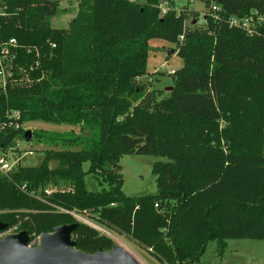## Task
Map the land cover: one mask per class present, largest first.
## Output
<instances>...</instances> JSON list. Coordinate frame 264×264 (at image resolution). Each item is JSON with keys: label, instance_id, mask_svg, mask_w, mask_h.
Wrapping results in <instances>:
<instances>
[{"label": "trees", "instance_id": "16d2710c", "mask_svg": "<svg viewBox=\"0 0 264 264\" xmlns=\"http://www.w3.org/2000/svg\"><path fill=\"white\" fill-rule=\"evenodd\" d=\"M203 3L206 13L220 8L217 18L207 15L203 27H192L186 22L198 19L189 6L162 14L159 0H79L64 30L50 25L57 1L0 2V43L19 46L13 77L0 88V154L24 139V123L95 133L86 148L45 152L38 166L19 165L0 177L6 229L27 231L32 242L77 224V250L111 251V238L73 217L91 213L162 264H195L212 241L220 256L227 240L264 241V22L252 36L228 23L264 16V0ZM151 39L177 44L183 60L161 101L138 84L148 74ZM129 155L167 159L152 169L157 195L123 194L122 178L107 166ZM87 174L102 175L109 187L87 190Z\"/></svg>", "mask_w": 264, "mask_h": 264}, {"label": "rangeland", "instance_id": "374dc122", "mask_svg": "<svg viewBox=\"0 0 264 264\" xmlns=\"http://www.w3.org/2000/svg\"><path fill=\"white\" fill-rule=\"evenodd\" d=\"M2 0H0L1 2ZM59 3L58 12L55 17L50 20V25L54 29L67 30L69 23L75 18L78 12L79 0H51ZM139 2L145 0H136ZM172 2V7L180 10L184 6L197 13L198 20L186 22L187 26L203 27L200 22L206 11L203 0H159V6L167 8V3ZM196 22L192 25V22ZM148 74L138 79V84L144 85L152 97L156 101H161L170 97V91L166 88H174L176 76L171 72L180 70L183 67V60L177 56L178 45L167 42L162 39H151L147 43ZM26 84L31 82L29 74L18 72ZM6 76H8L6 74ZM22 128L25 132H31V141L26 142L18 140L20 151L15 156L20 158L19 165L25 167L38 166L44 159V153L48 151L60 150H80L86 148L89 141L95 139V133L92 130L81 126L55 125L41 121L24 123ZM39 139V140H38ZM71 144H69V141ZM74 140V141H73ZM166 158L129 155L123 156L118 166H107L115 175L120 176L123 180L122 192L126 197H142L149 195H157L158 188L155 176L152 174L154 164L158 162H166ZM51 169L57 167V162H50ZM89 164H84L83 170L87 172ZM85 184L87 190L91 192H100L109 187L102 175L95 177L85 175ZM65 186H62L64 189ZM50 189H53L51 187ZM94 214L74 213L73 217L82 224L88 225L100 234L106 235L112 239L114 247H121L133 256L140 264H162L150 251L142 248L137 242L125 235L115 233L96 222ZM21 231L13 232L12 235L19 234ZM5 238V237H3ZM0 238V239H3ZM227 248L223 255L218 253V243L216 241L209 242L205 248L200 260L195 264H264V241L260 240H227ZM38 245V239L30 243L31 248Z\"/></svg>", "mask_w": 264, "mask_h": 264}, {"label": "water", "instance_id": "95a60500", "mask_svg": "<svg viewBox=\"0 0 264 264\" xmlns=\"http://www.w3.org/2000/svg\"><path fill=\"white\" fill-rule=\"evenodd\" d=\"M196 22H192L195 25ZM173 88H166L172 91ZM31 132L24 134L26 142L31 141ZM7 228L0 223V232ZM77 224L56 227L52 233H42L38 245L31 248V238L27 231L0 239V264H140L121 247L111 251L100 249L94 254L75 248L73 234Z\"/></svg>", "mask_w": 264, "mask_h": 264}, {"label": "built area", "instance_id": "2783aa9c", "mask_svg": "<svg viewBox=\"0 0 264 264\" xmlns=\"http://www.w3.org/2000/svg\"><path fill=\"white\" fill-rule=\"evenodd\" d=\"M169 6L165 8L164 6H159V10L162 14H166L167 12L174 10L172 7V2L167 3ZM179 12V10L176 9ZM220 11L218 6H211L207 12L203 14V18L201 20V24L204 25L206 16H212L213 18H217V13ZM254 16L256 17V24L254 23ZM264 22V16L259 15L254 12L251 15H247L244 17L240 16H232L229 18V27L243 30L248 35L252 36L257 33V27L260 26ZM191 26V25H190ZM183 37H180L179 40H182ZM19 49L18 43L16 40L12 39L7 43H0V88L5 89L8 83V79L13 77L12 62L16 58L17 50ZM175 72H171L173 75ZM6 74L8 76H6ZM15 119L20 117L19 113H14L12 115ZM18 128V126H17ZM20 151L18 143L9 148L6 152L0 154V177L9 176V174L13 173L19 166L20 158H17L15 154ZM22 190L26 191V186L22 187ZM54 192L53 189L47 188L45 189V194L50 195ZM17 231V227H10L0 232V238L12 235L13 232ZM39 238V237H38ZM37 238V239H38ZM35 239V240H37Z\"/></svg>", "mask_w": 264, "mask_h": 264}, {"label": "crops", "instance_id": "0c3cea01", "mask_svg": "<svg viewBox=\"0 0 264 264\" xmlns=\"http://www.w3.org/2000/svg\"><path fill=\"white\" fill-rule=\"evenodd\" d=\"M78 3H79V1H78Z\"/></svg>", "mask_w": 264, "mask_h": 264}]
</instances>
